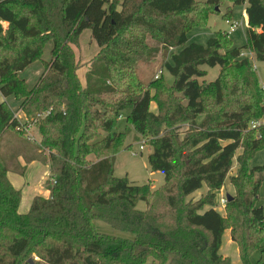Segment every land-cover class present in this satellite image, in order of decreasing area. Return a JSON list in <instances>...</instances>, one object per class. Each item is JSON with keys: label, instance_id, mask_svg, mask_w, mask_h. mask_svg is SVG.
I'll list each match as a JSON object with an SVG mask.
<instances>
[{"label": "trees", "instance_id": "16d2710c", "mask_svg": "<svg viewBox=\"0 0 264 264\" xmlns=\"http://www.w3.org/2000/svg\"><path fill=\"white\" fill-rule=\"evenodd\" d=\"M226 2L247 3L246 44L234 46L222 30L205 44L188 43V32ZM231 15L228 7L224 17ZM85 29L100 49L83 86L73 46ZM49 43L51 59L30 87L20 72ZM167 46L179 48L164 65L174 80L145 85L138 61H153ZM244 49L264 62V0H0V92L19 101L40 137H28V124L0 103V145L12 136V151L0 150V264H232L221 253L228 229L242 264H264V164L251 167L264 148V126L250 127L264 116V85L240 56ZM203 65L220 66L216 80H199L208 74ZM127 109L135 133L150 138L152 170L165 174L160 188L139 193L144 211L114 177L115 153L131 148L126 131H113ZM182 124L183 138L174 130ZM20 156L49 164L52 177L50 196H36L27 213L8 177L24 173ZM227 179L235 193L222 213L216 198ZM205 185L207 193L189 198ZM96 220L133 237L100 232Z\"/></svg>", "mask_w": 264, "mask_h": 264}, {"label": "rangeland", "instance_id": "374dc122", "mask_svg": "<svg viewBox=\"0 0 264 264\" xmlns=\"http://www.w3.org/2000/svg\"><path fill=\"white\" fill-rule=\"evenodd\" d=\"M204 1V0H200ZM228 7H232V15L231 19L233 21H243L245 24L237 29L236 32L230 34V38L233 41L234 46H244L246 44V11L244 5H234L232 2H226L223 5L219 6L220 12H213L209 14L208 20L202 26H197L192 28L188 32V43L196 42L205 44L208 39L215 35L217 31H229L230 24L228 23L229 18L224 17V13L227 11ZM151 44H154V41L149 40ZM53 45L51 43L45 46L44 54L41 60L33 62L29 65L25 70L20 72V76L25 78L30 87H33L40 77L43 75L45 71V61H49L51 59V50ZM74 50L76 53L77 60L80 63V67L78 69V75L81 79L83 86L88 84L89 72L92 65V59L97 54L100 49V46L96 39L92 36V32L90 29H85L81 36L80 42L77 45H74ZM178 47L175 46H167L162 48L161 52L158 54L153 61L140 60L137 63V76L138 78L145 84H150L151 82L156 81L159 77L164 79L166 83L172 82L174 77L167 71L165 68V62L169 59L170 53L174 51H178ZM45 60V61H44ZM255 65H257V73L261 81L264 79V62L253 61ZM203 69L208 71V74L205 77H200L199 80L201 82H211L217 79L220 73V66L210 67L208 65L201 66ZM157 76H159L157 78ZM154 93L155 90L153 89ZM109 100H114L115 98L108 97ZM10 107L13 110L17 108V99L14 96H11L10 101H7ZM19 110V109H18ZM17 110V111H18ZM151 110L155 113H158V103L154 100L151 103ZM15 111V112H17ZM130 109H127L122 113V118H117L113 131L118 133L121 131H126L128 133L125 143L129 145L131 148H122L117 153H115V170L114 177L124 181L126 183V187L130 190V195H135L136 201L135 206L137 210L144 211L146 209V202L144 199L139 198V193L145 190L146 188L158 189L165 182V174L164 172L158 170L153 171L150 166L149 157L152 154V146L150 145V138L143 137L137 133H135L134 127L131 123L127 121V115ZM22 114V112H21ZM24 115V114H23ZM21 121L27 123L29 127L26 130L27 136L30 137L34 141H38L39 134L35 121L33 119H26V117L22 116ZM202 117L199 118V120ZM264 119V116H263ZM128 126V127H127ZM187 129V125H176L175 131L180 135L181 138L184 136V132ZM108 133L103 132L102 138L107 136ZM10 136L9 134L4 137L3 142L0 145V150L8 155L12 149L9 147L10 144ZM143 147V148H142ZM10 159H8L9 162ZM10 168L13 167L12 161H10ZM46 164V163H45ZM264 164V148L259 150L253 159L251 160V167L256 165ZM237 161L235 160L233 164V168L231 170L230 175L234 174L237 171ZM48 180H51L48 175ZM39 178V177H37ZM35 183V182H34ZM230 179H227V184H225V188L221 193L217 194L216 200H219L220 196L224 194H229V184ZM235 193V191H234ZM122 197H119V199ZM195 199V198H194ZM259 205L264 206V182L260 188V201ZM221 209V208H220ZM222 210V209H221ZM224 210V209H223ZM225 212V211H223ZM96 228L103 233L120 236V237H133L132 233L122 232L114 229L109 223L104 222L102 220L95 221ZM224 248H226L225 252H228L232 258V260L236 261L239 258L236 253V246L229 248L227 242L224 243ZM260 257V251H256L252 255V261H257ZM36 259H38L36 257ZM146 264H153V259L149 258Z\"/></svg>", "mask_w": 264, "mask_h": 264}, {"label": "crops", "instance_id": "0c3cea01", "mask_svg": "<svg viewBox=\"0 0 264 264\" xmlns=\"http://www.w3.org/2000/svg\"><path fill=\"white\" fill-rule=\"evenodd\" d=\"M242 5H244L245 11H246L247 3L242 4ZM232 11H233V9H232ZM246 18H247V14H246ZM246 20L248 21V19H246ZM246 30H247V27H246ZM256 67H257V65H256ZM261 82L264 83V79ZM10 98H11V96L7 97V98L4 97L2 95V93L0 92V103L4 102V101H10ZM16 104H17V108L15 111H17L19 109V105H20L19 101H17ZM19 116L22 117L24 115H23V113L21 114V112H19ZM19 162L21 163V165L23 167H25L24 173H19L15 170H10L8 172V177H9L11 183L15 186V188L21 190V192H22V199H21L20 206H19V212L20 213H27L31 207L33 199L36 196H44V197L50 196V190L47 186V181L49 178L48 175L50 176V167H49V164H45L39 160H32L31 162L27 163L23 156L19 157ZM236 168H237V166H236ZM236 172L232 175H235ZM37 177H39V178H37ZM226 184H227V182H226ZM229 184H230L229 185L230 187H229L228 193L233 195L235 188L231 184V182ZM225 187L226 186H224L221 190H219L218 193H221ZM207 191H208V188L205 185L201 190L196 191L189 198L199 199L202 195L207 193ZM216 208L220 212L225 213V212H223L225 210H221L219 207H216ZM225 242H227V245L229 248L236 246V253L238 254L237 258H239V261H238V259L236 261H234L231 258L232 264H242L241 259L239 257V251H238L237 244L232 240L231 232L229 229L226 230L224 235H223V244L221 247V253L224 256L231 257L228 252H225L226 251V248H224Z\"/></svg>", "mask_w": 264, "mask_h": 264}, {"label": "built area", "instance_id": "2783aa9c", "mask_svg": "<svg viewBox=\"0 0 264 264\" xmlns=\"http://www.w3.org/2000/svg\"><path fill=\"white\" fill-rule=\"evenodd\" d=\"M228 23L230 24V30L228 31L229 34H232L234 32L237 31V29L241 26H244L245 24L243 23V21H233L232 19H229L228 20ZM5 26L8 25V22H4ZM246 27H248V21H247V24H246ZM240 56L241 57H246V58H249L252 63L253 61H255V53L251 50V49H244L241 51L240 53ZM254 67L256 68V65L253 63ZM159 76H157L158 78ZM264 85V83H263ZM264 105V103H263ZM19 112L20 111H17L16 112V116L20 119L21 117L19 116ZM50 113V111H46L44 112L43 114H39V116H42V117H45L47 116L48 114ZM122 116H120L121 118ZM261 126H264V119L263 117L259 118V119H256V120H253L251 121L250 123V127L251 128H258V127H261ZM30 126H27L26 127V130L29 129ZM143 148V147H142ZM55 183V181H53ZM228 195L227 194H224L222 196H220L219 200H218V206L219 208H221L222 210L224 209L225 210V207L228 203Z\"/></svg>", "mask_w": 264, "mask_h": 264}, {"label": "water", "instance_id": "95a60500", "mask_svg": "<svg viewBox=\"0 0 264 264\" xmlns=\"http://www.w3.org/2000/svg\"><path fill=\"white\" fill-rule=\"evenodd\" d=\"M233 199V195L232 194H228V200L230 201V200H232Z\"/></svg>", "mask_w": 264, "mask_h": 264}]
</instances>
